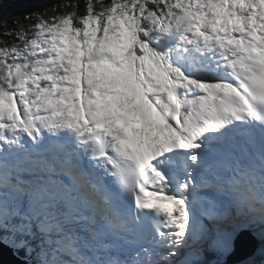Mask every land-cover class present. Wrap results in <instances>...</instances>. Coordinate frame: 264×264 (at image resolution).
<instances>
[{
  "label": "snow or ice",
  "instance_id": "snow-or-ice-1",
  "mask_svg": "<svg viewBox=\"0 0 264 264\" xmlns=\"http://www.w3.org/2000/svg\"><path fill=\"white\" fill-rule=\"evenodd\" d=\"M264 264V0H64L0 25V253Z\"/></svg>",
  "mask_w": 264,
  "mask_h": 264
},
{
  "label": "trees",
  "instance_id": "trees-1",
  "mask_svg": "<svg viewBox=\"0 0 264 264\" xmlns=\"http://www.w3.org/2000/svg\"><path fill=\"white\" fill-rule=\"evenodd\" d=\"M63 2L64 0H0V25L11 27L13 21L33 9L49 8L53 4L59 5ZM224 259L226 260V257Z\"/></svg>",
  "mask_w": 264,
  "mask_h": 264
},
{
  "label": "water",
  "instance_id": "water-1",
  "mask_svg": "<svg viewBox=\"0 0 264 264\" xmlns=\"http://www.w3.org/2000/svg\"><path fill=\"white\" fill-rule=\"evenodd\" d=\"M259 245L257 239H253L247 233H241L237 236L235 242V250L226 257V264H241L253 250ZM20 256L14 255L10 250L4 249L0 253V264H20Z\"/></svg>",
  "mask_w": 264,
  "mask_h": 264
}]
</instances>
